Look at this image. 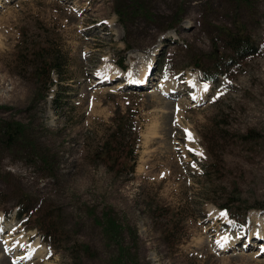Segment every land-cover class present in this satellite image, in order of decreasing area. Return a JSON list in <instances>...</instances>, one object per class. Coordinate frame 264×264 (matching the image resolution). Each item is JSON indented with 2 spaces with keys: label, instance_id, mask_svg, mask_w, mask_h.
<instances>
[{
  "label": "rangeland",
  "instance_id": "obj_1",
  "mask_svg": "<svg viewBox=\"0 0 264 264\" xmlns=\"http://www.w3.org/2000/svg\"><path fill=\"white\" fill-rule=\"evenodd\" d=\"M6 123L0 264H264V0H0Z\"/></svg>",
  "mask_w": 264,
  "mask_h": 264
},
{
  "label": "trees",
  "instance_id": "obj_2",
  "mask_svg": "<svg viewBox=\"0 0 264 264\" xmlns=\"http://www.w3.org/2000/svg\"><path fill=\"white\" fill-rule=\"evenodd\" d=\"M245 1L246 0H244V2ZM250 42H251L250 38L246 37L244 34L232 35V36H230V34H229L227 36V39L225 40V45H226V48L232 57H237V58L241 59L245 55L250 54V52L252 50ZM231 56H229V58ZM117 119H118V122L116 125V129H114L115 131L111 135V137L113 138V143L116 142L118 139L124 137L125 131L128 130L130 133V131L132 129L131 128L132 122H130V120H127V119H129L128 117L119 116ZM22 133H23V130L21 129V127L19 125H16V127H14V126L6 123V124H3L2 129H0V134L3 136V138L7 142L6 144L8 146H10V145L14 146L19 141ZM135 140L136 139L134 138L133 141H135ZM120 143L121 142H119L118 145L121 147H119V149H117V150H114V147L111 148L110 143H108L107 145H104V154L109 155L110 153H112L114 151H118V156H116L115 158H118L119 155L124 153L125 157L129 159V155H133L134 144L132 143L131 146L128 147V151L125 152L123 145ZM225 209H227V208H225ZM106 225L108 228L107 233H110L112 235H116V231L119 230V226L116 224V222L112 218L106 220Z\"/></svg>",
  "mask_w": 264,
  "mask_h": 264
},
{
  "label": "bare ground",
  "instance_id": "obj_3",
  "mask_svg": "<svg viewBox=\"0 0 264 264\" xmlns=\"http://www.w3.org/2000/svg\"><path fill=\"white\" fill-rule=\"evenodd\" d=\"M137 57L140 58L141 56L137 55ZM146 70H147V69H146ZM146 70L142 72V75H141L140 80L137 81V82H134V83H140V82H142V80H145V77H144V76H145ZM102 80H103V78H102ZM102 82H105V81H102ZM137 85H139V84H137ZM194 99H195V98H194ZM195 100H196V99H195ZM195 100H194V101H195ZM34 253H36V251H34V250L31 251V252L28 254L27 257L29 258V257L32 256Z\"/></svg>",
  "mask_w": 264,
  "mask_h": 264
}]
</instances>
